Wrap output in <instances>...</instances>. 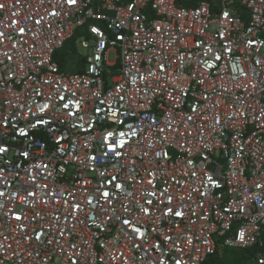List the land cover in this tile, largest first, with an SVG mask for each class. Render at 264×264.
Listing matches in <instances>:
<instances>
[{"label": "built area", "instance_id": "1", "mask_svg": "<svg viewBox=\"0 0 264 264\" xmlns=\"http://www.w3.org/2000/svg\"><path fill=\"white\" fill-rule=\"evenodd\" d=\"M195 1L0 0V264H264V0Z\"/></svg>", "mask_w": 264, "mask_h": 264}, {"label": "trees", "instance_id": "2", "mask_svg": "<svg viewBox=\"0 0 264 264\" xmlns=\"http://www.w3.org/2000/svg\"><path fill=\"white\" fill-rule=\"evenodd\" d=\"M175 1H176V4L178 6L190 7V6H195L197 4V1H195V0H175ZM81 32H85V31L83 29L78 30L76 32L77 34H75L73 39L70 40L68 43H70V42L75 43L78 40V38L80 37ZM67 44L57 54V56L55 57V60L60 65V68L65 72H68V70H67L68 65L71 68H73L72 66H73V64H75L74 69L78 70L77 73H82L84 71V65H85L86 57L81 55L80 53L76 52L74 49H70V52L66 53L65 50L70 46L71 43L69 45H67ZM263 239H264V234H263ZM223 249H228V248H223L222 246L218 247L216 250V253L213 256L209 257L205 264H216V262H219L220 258L223 256V254L221 252V250L223 251ZM255 251H256L255 249H249L246 251H241V252H243L242 257L244 258V260L246 262H247V260H251L253 262V257L255 255Z\"/></svg>", "mask_w": 264, "mask_h": 264}, {"label": "rangeland", "instance_id": "3", "mask_svg": "<svg viewBox=\"0 0 264 264\" xmlns=\"http://www.w3.org/2000/svg\"><path fill=\"white\" fill-rule=\"evenodd\" d=\"M84 40H85L84 33L81 32L80 37L75 43L70 42L71 44L70 43L67 44V45L70 44V46L65 50V52L69 53L70 49H74L76 52L82 55L86 54L87 50L83 49L81 45V42ZM116 61H118V53L114 50H110L108 52V62L110 64H115ZM72 67L73 68H71L69 65L67 66V70H68L67 73L74 74L78 72V70L74 69L75 64H73ZM221 252L223 256L220 258L219 262H216V264H255L251 260H247L246 262L244 258L242 257L243 252L241 251L232 250V249H223V251L221 250Z\"/></svg>", "mask_w": 264, "mask_h": 264}, {"label": "snow or ice", "instance_id": "4", "mask_svg": "<svg viewBox=\"0 0 264 264\" xmlns=\"http://www.w3.org/2000/svg\"><path fill=\"white\" fill-rule=\"evenodd\" d=\"M71 2H73V3H74V2H75V0H71Z\"/></svg>", "mask_w": 264, "mask_h": 264}, {"label": "bare ground", "instance_id": "5", "mask_svg": "<svg viewBox=\"0 0 264 264\" xmlns=\"http://www.w3.org/2000/svg\"><path fill=\"white\" fill-rule=\"evenodd\" d=\"M77 34V33H76Z\"/></svg>", "mask_w": 264, "mask_h": 264}]
</instances>
